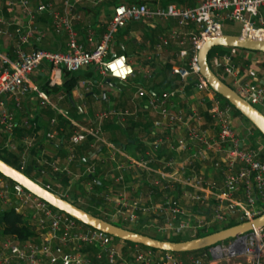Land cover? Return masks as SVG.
Masks as SVG:
<instances>
[{"label":"built area","instance_id":"1","mask_svg":"<svg viewBox=\"0 0 264 264\" xmlns=\"http://www.w3.org/2000/svg\"><path fill=\"white\" fill-rule=\"evenodd\" d=\"M60 2L67 11L71 9L72 0ZM6 5L10 10L16 6L27 19L23 27L14 28L13 59H4L6 66L0 69V132L6 136L4 147L14 138L15 128L29 126L27 118L17 123L13 111L30 94L62 115L72 127L64 143L60 139L64 162L42 160L51 173L67 176L68 183L35 182L58 196L59 190H63L60 197L64 199L69 196L72 186L94 192L93 185L98 181L95 161L83 166L78 173L69 169L78 163V146L87 143L89 148L104 150L99 165L110 162V170L116 171L109 175L110 184L121 186L124 174L139 170L149 185L159 187L160 195L156 200L153 189L131 197L125 190H114L108 185L96 196L104 207L102 214L109 219H119L127 226L140 221L143 227L152 226L153 232L161 234L163 240L177 237L181 241L195 238L199 230L206 232L214 223L222 225L235 221L238 224L264 213V141L258 134L254 135L250 123L240 127V132L236 131L229 106L208 87L196 62L202 42L221 34V23L225 21L239 22V34L245 37L264 40V0H196L193 6L175 2L162 7H149L143 2L113 5L105 29L90 49H85L76 40L71 21L78 19L77 14L72 17L65 12L61 14L49 1L31 7L30 0H10ZM39 14H46L54 31L64 35V49H23L29 39L35 37L38 41L42 36L41 30L32 26L34 17ZM154 19H173L181 31L170 29L155 44L157 50L169 42L175 44V59L170 69L174 82L171 89L159 96L146 98L145 107L154 120L148 129L147 146L142 155L135 158L109 142L100 128L106 120L122 125L135 111L96 110L90 125L81 126L68 119L47 94L28 79L41 68L50 73L59 69L73 72L90 68L101 77L126 83L133 78L134 70L124 55L111 53L114 37L127 22L148 23ZM90 39L91 31L88 30L87 40ZM229 49L228 52L214 51L206 58L209 68L264 117V73L259 66L263 59L244 56L246 65L240 69L233 60L239 49ZM188 89L197 94L190 98L194 102H189L185 109L171 110V99L183 97ZM134 90L137 96L147 95L142 85H134ZM196 106L205 109L209 122L198 115ZM56 124L55 118L49 119L51 130L45 133L46 140L57 138L61 129L56 130ZM180 130L181 134L178 133ZM177 133L180 136L172 138ZM31 146V139H22L17 160L20 168L25 166ZM162 146L175 156L165 161L167 171L155 172L150 167L149 155ZM204 164L212 170V178L200 171ZM144 184L140 178L134 182L136 187ZM76 199L81 200L80 197ZM8 209L22 215L36 229L34 234L24 238L0 233V264H264V225L247 231L242 243L238 239H227L191 251L181 259L172 252L137 244L126 245L121 253L122 240L116 245L114 237L84 226L0 174V213ZM85 250H92V255Z\"/></svg>","mask_w":264,"mask_h":264},{"label":"crops","instance_id":"2","mask_svg":"<svg viewBox=\"0 0 264 264\" xmlns=\"http://www.w3.org/2000/svg\"><path fill=\"white\" fill-rule=\"evenodd\" d=\"M8 1L10 0H0V30L2 31V33L0 34V69L6 66L4 59H13L12 43L16 40V37L13 33L14 28L16 26L23 27L27 19L26 16L22 12H20L16 6H13L10 10L6 5V2ZM45 1L51 2L52 6L61 14L65 12L70 17H72L74 14L78 15V19L75 20L73 18L71 24L76 31L77 42L81 44L85 49L92 48L95 41L99 38L102 31L105 29L107 21L110 17L111 7L113 6L109 3L100 5L105 0H72V7L68 11L67 9L63 8L60 0H30V5L31 7H34L38 3ZM166 1H168L167 3L175 2L182 6H193L195 3L194 0H132L131 2H143L149 7H162L164 6L163 2ZM134 23L137 25H134L133 28L129 30L126 28V26H124L122 29H119L117 31L111 49L112 54L124 55L127 59V62L134 70L133 78L128 80L126 83H121L116 79L110 77H101L94 73L90 68H84L73 72H66L62 69H59L53 71L52 73H50L45 68H41L34 74H31L28 80L32 85L40 88V85L44 81H48V85H61L72 79V77H76V80L69 81L71 85L68 92L60 90L56 93H52V95L47 96L51 102L59 107V109L66 115L68 119L81 126L88 127L90 125L89 122L96 110L111 108L135 111L134 115L127 117L123 123L125 124L127 121L138 122V125H136L131 132V136L133 137V139L129 140L130 144L127 147H125L124 145H121L119 147L123 149L126 154L138 158L142 155L144 148L147 146L146 142L150 139L148 129L151 126L152 121L154 120V118L150 114L151 112L145 107L146 98L148 96H159L163 91L171 89L173 87H168L169 85L163 87L161 85V81L163 79L170 83L174 82V75L171 74L170 69L175 59L174 53L176 50V46L175 44H171L169 42L167 46H164L162 49L157 50L155 48V44L158 42V38L160 36H165L170 29L176 31H181V29L177 26L176 22L173 19H168V21L154 19L149 21L148 23ZM32 26L41 30L42 36H40L38 41L35 40V37L29 39V42L23 45V49L25 51H30L32 48L37 47L48 50L65 48L64 35H61L60 33L54 31L46 14L36 15L33 19ZM88 30L91 31L90 40H87ZM183 30L186 31V29ZM229 50V47H221V49L217 50V52H228ZM235 54L236 56L233 60L240 69L246 65L244 56L264 60V55L260 53H256L257 55L251 53L248 55L245 54L244 51L238 50ZM96 76L103 79L102 83H96ZM106 79H108L109 82H107ZM134 85H142L147 91V95L137 96L134 90ZM196 95L197 94L193 90L188 89L183 97L172 98L169 104V108L171 110L184 108L185 106H188L189 102H194V100L190 98ZM58 96L60 98H57ZM196 107L198 110V115H200L206 122H209L210 120L208 119V115L205 109L200 106ZM63 108L65 110H70L71 112H67H69L72 116L69 117ZM45 110H49L52 113L49 119L55 118L57 123L55 125V128L56 130L60 128L61 131H58V133L56 134V139L52 141L46 140L45 133L51 128L48 119L47 125L45 127L46 129L44 131V136H42V145L36 155V161L39 165L45 164L42 160H45L47 162L56 160L59 164H62L64 162L65 153L63 147L59 146L60 139L64 143L66 137L71 132L72 127L70 126V124L69 126H66L65 121L68 122V120L62 117V115H59L48 105L41 104L40 101L32 94L23 98L20 102V107L14 109L13 111L17 123H20L22 119L27 118L29 126L21 127V136L17 137L15 141L14 136V138L7 142L8 146L5 147L18 156V153L21 150L20 147L22 148V139L28 138L33 142L38 135L37 131H33V128L38 123V120L34 118L35 115H37L39 116L38 119H44L43 117H45V115H43L42 113ZM56 116H59V118H57ZM232 119L234 123H237L239 125V127L243 128L247 126V123L240 117L232 116ZM44 120L47 121L46 119ZM102 125L103 124H101L100 128L103 134ZM178 133L181 134L182 130L178 131ZM178 133L177 136L175 134L172 136V138L180 136ZM134 139L136 140L137 144H140L139 147L133 144ZM5 142L6 139L4 140L3 144H5ZM16 143H18L17 146ZM90 152H94V154L90 157L94 156V161L98 166V181L96 183V189H94L95 193H90L95 197L98 192L108 188V185H112L110 184L112 183L110 180V174H116V171L110 170V168L112 167V164L110 162L99 165V159L102 158L104 154V150H102L100 147H96L95 149H93V151ZM173 156H175L174 152L169 151L165 146H162L158 151L150 153V167L155 172L167 171L168 168L164 166V163L168 158ZM40 157L41 159L39 160ZM77 164L78 163H75V166H72V168L71 166H69V169L76 173L80 172L81 167H79V165ZM107 170L109 171V173ZM200 171L205 174L206 177L212 178V176H214L208 164H204L203 166H201ZM48 173H51L49 168ZM139 175L143 176L144 174L139 170L130 171V173L124 174L123 185L120 186L117 184H113L112 189L125 190L130 194L131 197L135 196L138 192L145 193L148 189H153L156 200H158L157 197L158 195H160L159 187H157L158 185H149V183L145 179L146 177L143 176L142 179V181L145 182L144 189H142L141 187L139 188V190L138 187L134 185V182L138 179ZM45 178L46 175L41 174L38 176L37 181L44 179L45 182H55L48 177L46 180ZM66 183H68V177ZM141 228L143 229L144 227L141 226ZM176 256L178 258L185 259L187 254H176Z\"/></svg>","mask_w":264,"mask_h":264},{"label":"water","instance_id":"3","mask_svg":"<svg viewBox=\"0 0 264 264\" xmlns=\"http://www.w3.org/2000/svg\"><path fill=\"white\" fill-rule=\"evenodd\" d=\"M212 47L239 48L248 51L264 53V40L245 37L241 34H219L209 37L202 42L196 53L198 72L208 87L217 95L227 101L254 129L264 137V117L253 106L238 96L226 83H224L208 66L206 56ZM107 82L108 79H106ZM99 150V149H98ZM94 152L88 154V158ZM0 174L5 178L19 184L24 189L44 200L51 207L60 210L90 228L102 231L114 238L139 244L155 250L172 253L191 252L208 247L212 244L227 240L238 239L242 243L243 235L253 227L264 225V213L241 223L203 236L181 241L156 239L146 234L134 232L121 226H116L102 218L94 216L82 208L74 205L57 194L46 190L37 182L27 177L23 172L10 166L0 159Z\"/></svg>","mask_w":264,"mask_h":264},{"label":"trees","instance_id":"4","mask_svg":"<svg viewBox=\"0 0 264 264\" xmlns=\"http://www.w3.org/2000/svg\"><path fill=\"white\" fill-rule=\"evenodd\" d=\"M132 0H105L104 2H102L100 5H104V4H112V5H118V4H128L131 3ZM168 1L163 2V4L165 5ZM181 2V1H180ZM162 4V3H161ZM192 5V4H191ZM262 12L264 13V7L262 9ZM135 24L134 22H127L125 24L126 28L129 30L131 28H133ZM223 33V32H222ZM223 34H229V33H223ZM221 47H212L209 52L207 53L206 58H208L214 51L220 50ZM239 49V48H236ZM241 50V49H239ZM243 50V49H242ZM255 52V51H252ZM264 55V53H263ZM260 69L264 72V60L261 61L259 63ZM70 80H76V77H72V79ZM69 80V81H70ZM69 81L61 84V85H55V84H51L48 85V81H44L41 85L40 88L47 94V95H52V93H56L60 90H63L65 92H68L69 87H70V83ZM161 85L164 86H168V87H172L173 84L166 81V80H162L161 81ZM215 94V93H214ZM215 96L219 99H221L224 103H226L231 111V114L233 116H237L240 117L243 121H246L230 104L227 103L226 100H224L222 97H220L219 95L215 94ZM43 115H45V117H43L44 119H46L47 121H45L44 119H38L39 116L35 115L34 119L38 120L37 125L33 128V131H37L38 135L36 136V138L34 139V141L32 142V146L29 148L28 150V154H27V164L25 165V167L20 168L18 163H17V158L18 156L16 154H14L13 152L9 151V149H7L6 147H4V140L6 138L5 134L0 133V159L2 161H4L5 163L9 164L10 166H13L14 168L20 170L21 172H23L27 177H29L30 179L37 181V178L39 175L41 174H45L46 178L47 177L55 182H58L61 185L66 184L67 182V177L64 174L61 173H48V167L46 164H41L39 165L36 161V155L37 152L39 150V148H41L42 145V136H44V131H45V127L47 125L48 119L51 116V112L49 110H45L42 113ZM57 118H59V116H56ZM249 123V122H247ZM65 125L69 126V122L65 121ZM138 125V122L135 121H127L125 124L120 125L118 123H113L110 120H106L103 125H102V131H103V135L104 137L111 143L121 146L124 145L125 147H127L130 143L129 140L133 139V137L131 136V132L132 129ZM256 131V130H255ZM257 132V131H256ZM22 134V129L21 127H17L14 129V136L16 140L17 137L21 136ZM40 134V135H39ZM257 134L259 135V137L264 141V137L259 134L257 132ZM18 143H16L17 146ZM137 147L140 146V144L136 143V140L134 139V143ZM21 149V147H20ZM90 151H93V149H90L87 145V143H82L78 146V149L76 151L77 156H78V164L80 165H84L85 162L91 161V159H93V157L88 158V154ZM72 168V166H71ZM96 189V188H95ZM88 199L92 202H97L95 199H98L97 196H93V195H89ZM99 200V199H98ZM70 202V201H69ZM87 212V211H86ZM89 213V212H88ZM92 214V213H90ZM94 215V214H92ZM97 216V215H94ZM99 218H102L101 216H97ZM104 219V218H102ZM106 220V219H104ZM107 221V220H106ZM109 222V221H108ZM237 224V222H227L225 224L222 225H211L212 227L208 228L206 232L199 230L195 237H199V236H203L206 234H210L212 232L218 231L220 229H224L227 227H230L232 225ZM137 225V224H136ZM134 232H138L141 233V231H137V230H133L130 229ZM0 233L1 235H17L19 238H24L28 235H32L34 234L33 231V227L32 225L27 221L26 218H24L22 215L18 214V213H14L12 210H4L0 213ZM141 234H145V233H141ZM115 239V238H114ZM170 241H179L180 239L177 237H171L169 238ZM123 243L127 244V245H133V243L127 242V241H123ZM139 245V244H137ZM126 246V245H125ZM125 246L122 248V252L124 253V248ZM140 247H144L142 245H139ZM148 248V247H145ZM152 249V248H151ZM88 252V255L91 256L92 255V250H85ZM190 252H180V253H173V254H178V255H185L188 254Z\"/></svg>","mask_w":264,"mask_h":264},{"label":"rangeland","instance_id":"5","mask_svg":"<svg viewBox=\"0 0 264 264\" xmlns=\"http://www.w3.org/2000/svg\"><path fill=\"white\" fill-rule=\"evenodd\" d=\"M193 1V0H192ZM196 1V0H194ZM221 32L223 33H229V34H239L240 32V23L237 22V21H225V22H222L221 23ZM244 51L245 54H258V52H252V51H245V50H242ZM256 54V55H257ZM261 71V69H260ZM102 80L101 77H98L96 76L95 78V81L96 83H102ZM112 80V79H111ZM113 81V80H112ZM120 89V88H119ZM116 90V89H115ZM54 100V99H52ZM64 109V108H63ZM66 111L67 115L69 117H71L72 115L69 113L71 112L70 110H65ZM69 111V112H67ZM230 115L231 117L233 116L231 114V111H230ZM233 121V119L231 120ZM247 123V121H245ZM233 125L236 129V131L240 132L241 128L239 127V125L237 123H234L233 121ZM255 130V129H254ZM243 132V131H242ZM254 135H257V132L256 131H253ZM91 158V157H89ZM94 161V157L93 159H91V161H88V162H85L84 165H80L79 164V167L83 168V166H85L86 164L88 163H91ZM141 180L143 179V176L142 175H139V177ZM44 180V179H43ZM96 184L93 185V191L94 189L96 188ZM144 189V185L142 186H138V189L141 188ZM140 190V189H139ZM54 192H57V191H54ZM58 193V192H57ZM69 196H67L65 199H67L68 201H70L71 203H73L74 205L82 208L83 210L89 212V213H92L94 215H97V216H101L102 218L106 219L107 221H109L110 223L116 225V226H121V227H124V228H129V229H133V230H139L141 231V233H145L146 235H149L150 237H153V238H156V239H161L163 237H161V234H157V233H154V232H151V231H154V228L151 226V227H144L143 229L141 228V222L138 221L136 224L137 225H130V226H127V224H124L122 221H120L119 219L117 220H113V219H109L106 215L102 214V211L104 210V207L103 205L101 204L100 202V199L98 197V199H95L97 202H92L88 199L89 195H91L90 193L86 192L84 189H81V188H77L75 186L71 187V189L69 190ZM93 193V192H92ZM60 196H63V190H59V193H58ZM136 195H143V192H138ZM76 197H80L81 200H78L76 199ZM78 200V201H77ZM112 211V210H111ZM147 221V220H146ZM230 223H233L234 221H229ZM32 227H33V231H35V226L31 223ZM212 225H220V224H217V223H214ZM85 226V225H84ZM212 226H210L211 228ZM119 239L115 238L114 239V242L116 243V245L119 243L118 241ZM123 242V241H122ZM123 244V246L127 245L125 243H121ZM124 252V251H123Z\"/></svg>","mask_w":264,"mask_h":264}]
</instances>
